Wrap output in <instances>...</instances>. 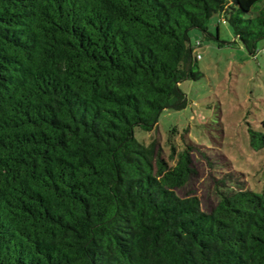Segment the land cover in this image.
<instances>
[{
	"label": "trees",
	"instance_id": "16d2710c",
	"mask_svg": "<svg viewBox=\"0 0 264 264\" xmlns=\"http://www.w3.org/2000/svg\"><path fill=\"white\" fill-rule=\"evenodd\" d=\"M261 2L0 0V264H264V185L205 213L175 191L191 149L170 165L134 135L186 107L190 31L220 15L254 54Z\"/></svg>",
	"mask_w": 264,
	"mask_h": 264
},
{
	"label": "rangeland",
	"instance_id": "374dc122",
	"mask_svg": "<svg viewBox=\"0 0 264 264\" xmlns=\"http://www.w3.org/2000/svg\"><path fill=\"white\" fill-rule=\"evenodd\" d=\"M263 5L258 3L256 8ZM208 28V37L198 30L189 33L202 75L197 81L178 84L186 107L165 109L150 132L134 130L138 142L145 146L153 142L170 165L179 152L191 149L195 173L184 188L175 191L179 197L196 196L205 213L217 205L219 191L240 187L260 192L264 185V148L253 151L248 134L250 129L262 131L264 120V38L250 54L220 15L212 16Z\"/></svg>",
	"mask_w": 264,
	"mask_h": 264
},
{
	"label": "built area",
	"instance_id": "2783aa9c",
	"mask_svg": "<svg viewBox=\"0 0 264 264\" xmlns=\"http://www.w3.org/2000/svg\"><path fill=\"white\" fill-rule=\"evenodd\" d=\"M197 58H199V55L197 56Z\"/></svg>",
	"mask_w": 264,
	"mask_h": 264
}]
</instances>
